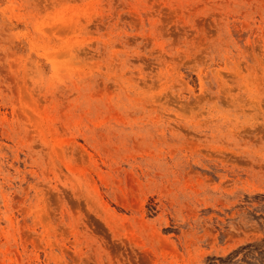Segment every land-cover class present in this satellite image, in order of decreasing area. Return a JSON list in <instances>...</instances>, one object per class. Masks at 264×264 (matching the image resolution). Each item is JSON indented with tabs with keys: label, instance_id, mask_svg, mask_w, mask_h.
<instances>
[{
	"label": "rangeland",
	"instance_id": "obj_1",
	"mask_svg": "<svg viewBox=\"0 0 264 264\" xmlns=\"http://www.w3.org/2000/svg\"><path fill=\"white\" fill-rule=\"evenodd\" d=\"M0 264H264V0H0Z\"/></svg>",
	"mask_w": 264,
	"mask_h": 264
}]
</instances>
